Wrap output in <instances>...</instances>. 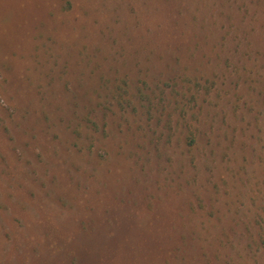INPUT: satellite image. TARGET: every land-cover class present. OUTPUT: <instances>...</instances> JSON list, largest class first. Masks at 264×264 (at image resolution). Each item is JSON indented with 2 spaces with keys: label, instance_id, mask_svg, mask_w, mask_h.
<instances>
[{
  "label": "rangeland",
  "instance_id": "obj_1",
  "mask_svg": "<svg viewBox=\"0 0 264 264\" xmlns=\"http://www.w3.org/2000/svg\"><path fill=\"white\" fill-rule=\"evenodd\" d=\"M0 264H264V0H0Z\"/></svg>",
  "mask_w": 264,
  "mask_h": 264
},
{
  "label": "trees",
  "instance_id": "obj_2",
  "mask_svg": "<svg viewBox=\"0 0 264 264\" xmlns=\"http://www.w3.org/2000/svg\"><path fill=\"white\" fill-rule=\"evenodd\" d=\"M119 90L114 91V92H110L112 97H116L118 102L120 103L119 105L123 104V100H124V96L127 95V91H125L124 89L122 90L121 88H118ZM139 94L142 98L146 99L148 98L147 96L142 95L143 93L141 91H139ZM187 144L189 146H193V144L196 143V139L195 137L192 135V133H189L187 138Z\"/></svg>",
  "mask_w": 264,
  "mask_h": 264
}]
</instances>
